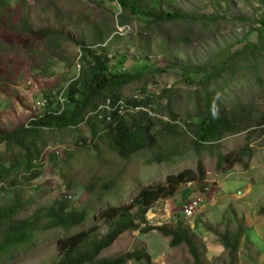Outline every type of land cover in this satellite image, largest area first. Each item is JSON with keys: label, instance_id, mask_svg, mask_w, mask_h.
<instances>
[{"label": "rangeland", "instance_id": "rangeland-1", "mask_svg": "<svg viewBox=\"0 0 264 264\" xmlns=\"http://www.w3.org/2000/svg\"><path fill=\"white\" fill-rule=\"evenodd\" d=\"M135 1L151 12L193 13L204 24L194 25L187 32L180 22L155 25L145 15L124 10L119 0H9L11 8L5 21H0V129L29 123L49 104L62 107L60 95L65 97L70 83L80 76L85 64L83 49H87L104 57L113 72L141 73V79L121 89L122 96L130 98L138 89L148 91L155 96L158 117L165 120L170 100V107L178 113L179 132L183 133L187 123L200 121L194 117L195 92L200 87L187 82L188 77L198 81L199 76L182 67L220 66L234 53L264 43V34L259 30V21L264 19V0ZM121 20L126 23L121 24ZM24 22L33 31L50 29L58 34L43 37L29 33ZM186 33L190 41L185 39ZM212 89L219 91V103L227 111L245 106L258 114L262 109L264 84L259 85L246 66L223 74ZM164 93L169 99L163 97ZM46 99L49 104L43 105ZM160 129L154 125L150 136ZM81 136L88 138L87 144ZM244 136L242 133L224 139V152L242 142ZM45 137L46 147L40 160L43 174L31 182L23 180L15 188L22 199L31 203L22 212L23 217L32 215L37 207L57 202H65L71 209H94L98 214L99 209L130 203L136 191L133 180L146 178L143 184L165 183L170 174L196 169L202 160L206 180L182 185L175 195L156 201L146 215L149 224L174 225L184 221L201 245L205 264H230L219 238L205 227L212 225L222 230L223 217L233 206L236 216L246 224L235 264H264V215H260L264 209V136L253 143L254 154L247 167L235 164L226 172L217 171L215 159L203 151L189 153L176 165L146 164L154 148L125 160L101 141L95 140L94 145L85 124L78 129H47ZM114 178V189L103 191V185ZM129 181L133 188L126 186ZM88 186L94 187L93 191ZM7 197L10 193L2 194L3 199ZM194 199H201L203 207L188 218L184 209ZM91 223L92 220L85 227ZM107 231L108 227L103 226L100 233ZM65 233L51 231L0 260V264H56V240ZM142 248L148 249L154 264H192L185 246L171 248L169 239L156 230L128 231L101 257ZM128 264L145 263L131 260Z\"/></svg>", "mask_w": 264, "mask_h": 264}, {"label": "trees", "instance_id": "trees-1", "mask_svg": "<svg viewBox=\"0 0 264 264\" xmlns=\"http://www.w3.org/2000/svg\"><path fill=\"white\" fill-rule=\"evenodd\" d=\"M119 2L124 10L134 15H145L155 25L180 22L184 24L183 29L187 32L194 25L204 24L203 19L193 13L178 10L151 12L135 0ZM10 8L9 0H0L1 22L5 21V14ZM125 23L126 21L121 20V24ZM259 24V30L264 34V19ZM23 27L29 33L43 37L58 34L50 29L33 31L25 22ZM186 34L185 39L190 41L189 34ZM83 57V69L66 90V101L62 107L53 108L49 100L46 104H49L48 109L37 114L29 123L0 129V260L10 257L20 248L32 245L51 231L64 230V236L56 240L59 252L56 264H128L131 260L154 264L146 248L128 251L115 257H101V254L128 231L139 230L147 233L156 230L169 239L171 248L185 246L192 257V264H205L201 245L191 227L184 221H177L174 225L152 226L146 217L156 201L175 195L182 185L203 183L206 180L207 170L202 160H199L196 169L185 168L170 174L165 183L143 184L142 181L146 178L133 180L136 191L130 203L99 209L98 214L94 209H71L65 202H57L49 207H37L32 215L23 217L22 212L31 203L29 199H22L21 193L15 188L23 180L31 182L43 174L40 160L46 147L45 130L78 129L84 124L90 130L94 145L95 140L101 141L125 160L154 148L146 164L176 165L189 153L203 151L215 159L217 171L226 172L235 164H244L247 167L254 154L253 143L264 136V99L258 114L253 108L245 106L227 111L221 107L219 91L212 89V85L223 74L229 71L235 73L243 66L250 69L259 85H263L264 70L261 67L264 43L234 53L228 62L220 66H181L187 73H196L199 76L198 81H193L190 76L187 82L200 87L195 92L194 112V117L200 121L187 123L183 133L179 132L178 113L170 107V100L166 111L168 120H165L158 117L159 109L155 105L154 95L149 93L140 101L122 96L121 89L141 79V73L113 72L104 57L87 49H83ZM138 90L146 92L144 89ZM168 96L164 93L163 97L169 99ZM108 99L111 100L112 107L120 100H125L126 108L143 107L148 111L133 110L120 114L117 108H112L111 111H102L104 116L101 117L99 105L106 103ZM154 125H159L161 129L150 136ZM242 133L245 134L244 140L224 152L222 141ZM81 138L84 144L88 143L87 137ZM129 183L130 181L126 186L133 188ZM115 186L116 178L105 183L102 188L105 191L114 189ZM88 188L90 191L94 189L91 186ZM8 193L10 197L3 199L2 194L6 196ZM101 198L100 196L99 200ZM236 215L234 207L230 206L223 217L222 230L212 225L205 227L219 238L228 253L230 264H235L246 229L244 219H239ZM260 215H264V209L260 211ZM91 220V225L85 227ZM235 222L236 226H233ZM103 226H107L108 231L101 235Z\"/></svg>", "mask_w": 264, "mask_h": 264}, {"label": "built area", "instance_id": "built-area-1", "mask_svg": "<svg viewBox=\"0 0 264 264\" xmlns=\"http://www.w3.org/2000/svg\"><path fill=\"white\" fill-rule=\"evenodd\" d=\"M149 95V92L148 91H146V92H141V91H136V93L132 96V97H130V98H134V99H137V100H142L143 98H145L146 96H148ZM60 100H61V102H62V104H64L65 103V97L62 95V96H60ZM64 100V101H63ZM47 99L46 100H44L43 102V105H46L47 104ZM118 106V107H117ZM112 108L114 109V108H117L118 109V112L120 113V114H125L126 112H129V111H133V110H146V111H148V109H146V108H143V107H134V108H126V104H125V100H120L119 102H118V104L115 106V107H112V102H111V100L110 99H108L107 101H106V103H101L100 105H99V111H104V110H106V111H111L112 110ZM152 114V113H151ZM153 115H155V114H153ZM104 116V112H102V114H101V117H103ZM203 207V204H202V201H201V199H194V200H192V201H190L186 206H185V209H184V214H185V216L186 217H188V218H191V217H193L195 214H197V212L201 209Z\"/></svg>", "mask_w": 264, "mask_h": 264}, {"label": "crops", "instance_id": "crops-1", "mask_svg": "<svg viewBox=\"0 0 264 264\" xmlns=\"http://www.w3.org/2000/svg\"><path fill=\"white\" fill-rule=\"evenodd\" d=\"M234 206H236V205H234Z\"/></svg>", "mask_w": 264, "mask_h": 264}]
</instances>
